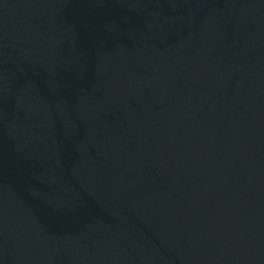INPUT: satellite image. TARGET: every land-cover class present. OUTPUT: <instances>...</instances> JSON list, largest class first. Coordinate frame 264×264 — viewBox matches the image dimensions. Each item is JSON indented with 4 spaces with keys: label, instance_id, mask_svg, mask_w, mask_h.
<instances>
[{
    "label": "water",
    "instance_id": "1",
    "mask_svg": "<svg viewBox=\"0 0 264 264\" xmlns=\"http://www.w3.org/2000/svg\"><path fill=\"white\" fill-rule=\"evenodd\" d=\"M0 264H264V0H0Z\"/></svg>",
    "mask_w": 264,
    "mask_h": 264
}]
</instances>
